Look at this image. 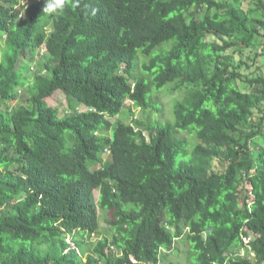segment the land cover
<instances>
[{"label": "trees", "instance_id": "16d2710c", "mask_svg": "<svg viewBox=\"0 0 264 264\" xmlns=\"http://www.w3.org/2000/svg\"><path fill=\"white\" fill-rule=\"evenodd\" d=\"M244 1L0 0V264H264V0ZM165 89L184 97L151 121Z\"/></svg>", "mask_w": 264, "mask_h": 264}, {"label": "rangeland", "instance_id": "374dc122", "mask_svg": "<svg viewBox=\"0 0 264 264\" xmlns=\"http://www.w3.org/2000/svg\"><path fill=\"white\" fill-rule=\"evenodd\" d=\"M243 7L248 10L251 7H253V2H251L250 0H245L243 2ZM209 41H217L220 42L222 44V40L219 39L218 36H210ZM261 50H259L260 52ZM44 51L41 52V55H44ZM230 54H233V50L229 51ZM253 57L254 55L249 51H245L243 56L240 53H237L235 55V62L239 65V63L241 61H248V63H251L250 60L248 59V57ZM27 62L29 64V66L31 67L30 69V73H35L36 69L38 68V65L43 63L41 56H38L36 58V60H32L30 58L29 55L26 56L25 59H22V63ZM171 89H165L162 94L159 96L160 97V102L161 104L164 106L163 107V112H157L154 110H150V114H151V121H153L154 119L159 118L161 120V122L164 121H171L173 119V111L171 114V109H173V105L175 104V102H177L178 100H180L182 97H184V93L185 91H180V92H172L170 91ZM18 93H21V91H19ZM24 94V93H23ZM21 94V95H23ZM20 95V96H21ZM178 99V100H177ZM20 103H22V100H18L17 102L13 103V106H19ZM172 107V108H171ZM60 114L62 115V111H63V107H61L59 109ZM129 111H131V114L129 113ZM125 116V117H124ZM123 117L125 118V123H131L133 119L136 118H141L143 120H146L148 117V114H144L140 109H136L134 107V104L131 102H127L124 105V112H123ZM107 213L101 212L100 213V226H101V233L102 236H108L110 237V234L113 233L112 228L109 226V224L107 223ZM181 249H183L184 251H186L188 248V245H184L182 244ZM170 255H173V253H170ZM174 260H179L176 259L175 256H173ZM181 261V260H180ZM184 264H188L187 263V259L185 258L184 260Z\"/></svg>", "mask_w": 264, "mask_h": 264}, {"label": "clouds", "instance_id": "9594fccd", "mask_svg": "<svg viewBox=\"0 0 264 264\" xmlns=\"http://www.w3.org/2000/svg\"><path fill=\"white\" fill-rule=\"evenodd\" d=\"M50 29H51L50 27L47 28L48 32L50 31ZM42 51H44V50H42ZM42 51H41V52H42ZM41 52H40V53H41ZM44 55H45V53H44ZM40 56H41V54H40ZM42 56H43V55H42ZM42 56H41V58H42ZM35 60H36V59H35ZM43 73L46 74V71H43ZM110 154H111V153H110V150H109V149L105 150V152H104V154H103V156H102V160H103V161H107L108 158H109V156H110ZM250 235H254V234H250ZM248 236H249V235H248ZM256 236H257V235H256Z\"/></svg>", "mask_w": 264, "mask_h": 264}, {"label": "built area", "instance_id": "2783aa9c", "mask_svg": "<svg viewBox=\"0 0 264 264\" xmlns=\"http://www.w3.org/2000/svg\"><path fill=\"white\" fill-rule=\"evenodd\" d=\"M256 237H257L256 235H249V236L245 237V242L251 243L252 241L255 240Z\"/></svg>", "mask_w": 264, "mask_h": 264}]
</instances>
